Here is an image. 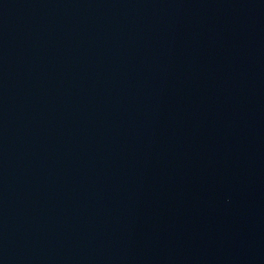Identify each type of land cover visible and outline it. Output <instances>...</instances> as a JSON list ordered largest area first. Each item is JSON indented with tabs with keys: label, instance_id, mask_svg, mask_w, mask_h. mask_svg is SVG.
Masks as SVG:
<instances>
[{
	"label": "water",
	"instance_id": "95a60500",
	"mask_svg": "<svg viewBox=\"0 0 264 264\" xmlns=\"http://www.w3.org/2000/svg\"><path fill=\"white\" fill-rule=\"evenodd\" d=\"M0 264H264V0H0Z\"/></svg>",
	"mask_w": 264,
	"mask_h": 264
}]
</instances>
